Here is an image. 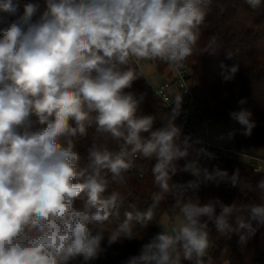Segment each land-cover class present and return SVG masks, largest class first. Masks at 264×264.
<instances>
[{"label":"clouds","instance_id":"9594fccd","mask_svg":"<svg viewBox=\"0 0 264 264\" xmlns=\"http://www.w3.org/2000/svg\"><path fill=\"white\" fill-rule=\"evenodd\" d=\"M253 9L264 0H245ZM212 0H44L24 5L21 15L12 0L0 2V12L15 16L0 20V264H84L108 247L141 239V227L156 217L166 197L179 211L171 225L143 243L125 264H205L212 246L209 223L221 236L239 235L245 244L264 226V200L225 204L220 198L202 202L201 184L230 183L253 191L241 179L218 166L211 171L189 160L194 143L176 124L183 96L176 94L171 112L161 117L140 113L144 96L126 92L144 76L141 61H160L180 68L197 48ZM39 13V15H37ZM213 37L203 52L216 53ZM228 58L233 55L228 52ZM223 81H231L239 65L220 64ZM230 118L241 134L256 127L252 112L238 101ZM122 141L119 150L92 143L87 163L75 150L77 138L90 128ZM228 139L234 133L229 132ZM199 154L214 158L204 148ZM155 161L151 173L156 191L142 212H127L117 226L125 196L109 192L123 186L136 161ZM185 160L180 167L178 162ZM195 179L173 182L178 172ZM264 193V179L255 185ZM189 191L192 195H187ZM210 264V261L208 262Z\"/></svg>","mask_w":264,"mask_h":264},{"label":"trees","instance_id":"16d2710c","mask_svg":"<svg viewBox=\"0 0 264 264\" xmlns=\"http://www.w3.org/2000/svg\"><path fill=\"white\" fill-rule=\"evenodd\" d=\"M12 2L18 6L17 16L23 13L24 5L29 2L38 3L40 11L44 10V0H12ZM4 15V20L16 18L7 13ZM205 24L206 28L202 29L196 50L182 66L190 71L197 103L205 117L232 125L237 149L252 150L264 158V2L260 8L253 10L245 0H212ZM213 37L219 45L216 53L203 52ZM228 52L233 54L231 58H228ZM149 62L154 65L161 76H173L174 67L160 61ZM221 63L227 66L239 65V70L231 81H223L219 67ZM125 91L134 93L137 97L143 95L144 100L140 105V113L156 117L154 128L162 126L161 117L170 111L158 98L147 91L144 76L135 80L132 87ZM242 98L246 99L243 107L252 112V119L256 123L251 136L242 135L239 123L229 116L231 111L240 109L238 101ZM176 124L182 128L183 135L190 136L195 142L178 118ZM93 142L106 143L110 150H119L122 143V141L118 142L111 138L105 140L104 136L96 133L94 127L90 128L86 137L77 138L75 145V150L80 153L82 166L87 163L88 149ZM200 148H203L200 143H194L188 159H197L201 167H207L210 171L218 166L226 170L229 175L239 169L241 179L253 186V191H249L240 186L233 187L230 183L217 185L215 182H207L201 184L196 191V195L202 202L217 197L225 204L259 203L264 200V193L255 189L257 182L264 179V173L254 172L247 162L221 157L210 158L206 163H200V154L195 151ZM154 163L155 161L151 160H137L135 167L126 174L125 185L110 184L109 192L118 191L125 196L123 204L118 209V214L110 218L113 226L124 223L127 220V212H132L135 217L136 212L146 210L151 203V193L156 191L151 173ZM185 163L183 159L178 162L180 167H183ZM193 179L195 177L190 173L181 171L173 177V182L186 184ZM187 195H192V192L189 191ZM173 203L171 196L166 197L156 210L155 219L145 227H141L133 219L131 223L136 224L142 238L126 239L111 247H108L105 242L102 247L106 250L89 264H125L130 256L139 253L143 243H147L158 233L159 223L163 216H167L171 222L178 218V209L175 212L172 211ZM209 229L212 246L204 257L205 264L209 261L210 264H264V226L259 227L255 235L250 237L245 244L239 242V235L236 233L221 236L211 223H209ZM72 264H84V262L78 258L72 261ZM181 264H194V261L182 259Z\"/></svg>","mask_w":264,"mask_h":264},{"label":"built area","instance_id":"2783aa9c","mask_svg":"<svg viewBox=\"0 0 264 264\" xmlns=\"http://www.w3.org/2000/svg\"><path fill=\"white\" fill-rule=\"evenodd\" d=\"M146 89L150 94L158 98L170 112L173 107V105L170 104L172 98L176 94L182 95L183 102L181 112L177 118L183 123L186 131L195 141H198L202 147L212 153L214 157H221L229 160H236V157H246L250 160L247 163L252 166L254 172L264 173V158L253 155L244 149H237L236 147H219L210 143L207 136V126L213 119L203 115L197 103L194 83L190 78V71L187 67H174L173 76H163L158 84L152 80L146 79ZM201 125L205 126V133H199L197 131V126ZM209 159L210 158L206 155H199L200 163H206Z\"/></svg>","mask_w":264,"mask_h":264},{"label":"rangeland","instance_id":"374dc122","mask_svg":"<svg viewBox=\"0 0 264 264\" xmlns=\"http://www.w3.org/2000/svg\"><path fill=\"white\" fill-rule=\"evenodd\" d=\"M4 19H5L4 13L0 12V20H4ZM1 25H2V23H0V27H1ZM141 63L143 65V73H144L145 79L152 80L153 82L158 84L162 80L163 77L160 74H158L154 65L147 60L141 61ZM197 131L199 133H205L206 132L205 126L204 125L197 126ZM229 132L234 133V129H233L232 125L229 123H225V122L220 121V120H211L208 123V126H207L208 140L214 146L235 148L234 135L232 136L231 139H228L227 134ZM244 150H247V149H244ZM247 151H249V150H247ZM236 160H240V161H244V162L250 161L246 157H236ZM176 220H177V218L173 222H171V220L169 219V223H168V222H166V220L162 219L160 221V223L165 224V225H171ZM161 231H162V227L159 224L158 233Z\"/></svg>","mask_w":264,"mask_h":264},{"label":"crops","instance_id":"0c3cea01","mask_svg":"<svg viewBox=\"0 0 264 264\" xmlns=\"http://www.w3.org/2000/svg\"><path fill=\"white\" fill-rule=\"evenodd\" d=\"M2 26H3V23H2V25H1V27H2ZM162 77H163V76H162ZM248 152L251 153V154H253V155H256V156L262 158L261 155L257 154L256 152H253L252 150H249ZM162 219L166 220V222L169 223V218H168L167 216H163ZM162 219H161V220H162Z\"/></svg>","mask_w":264,"mask_h":264}]
</instances>
